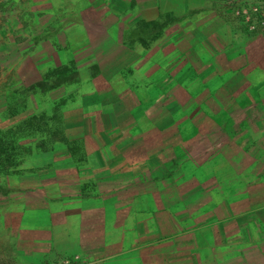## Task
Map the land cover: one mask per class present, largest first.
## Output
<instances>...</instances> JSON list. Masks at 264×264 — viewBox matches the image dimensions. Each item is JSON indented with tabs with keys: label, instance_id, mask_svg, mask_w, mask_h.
Instances as JSON below:
<instances>
[{
	"label": "crops",
	"instance_id": "0c3cea01",
	"mask_svg": "<svg viewBox=\"0 0 264 264\" xmlns=\"http://www.w3.org/2000/svg\"><path fill=\"white\" fill-rule=\"evenodd\" d=\"M179 1L199 9L196 26L205 27L216 7L214 0L101 1L103 21H64V33L35 53L36 73L24 87L77 86L81 94L61 119L34 109L0 127V143L13 156L0 172V264H264V113L248 108L255 126L236 136L225 131L247 138L243 145L218 146L214 131L206 145L188 147L181 138L190 131L171 130L165 113L152 118L154 139L138 141L140 122L151 121L142 102L165 103L171 70L187 89L185 53L167 47L192 33L186 22L162 21ZM156 24L160 38H152ZM193 33L205 48L199 79L222 72L218 57L227 49L215 52L213 36ZM238 74L246 83L247 70ZM203 80L215 88L214 79ZM155 84L157 97L150 94ZM236 90L232 101L217 104L246 107L253 92L252 106L264 105V83L243 84L242 99ZM31 118L47 132L19 131ZM59 127L64 141L53 142Z\"/></svg>",
	"mask_w": 264,
	"mask_h": 264
},
{
	"label": "rangeland",
	"instance_id": "374dc122",
	"mask_svg": "<svg viewBox=\"0 0 264 264\" xmlns=\"http://www.w3.org/2000/svg\"><path fill=\"white\" fill-rule=\"evenodd\" d=\"M101 1L105 0H0V127L7 119L20 114L26 117L29 112L33 113L34 109L48 117L53 114V119L56 116L57 119H61L66 111V103H72L80 98L81 91L76 88L77 86L75 88L61 87L51 91L52 89H48V86L45 88L40 83L37 85L41 89H35L32 86L24 87L23 84L29 82L36 73L37 64L34 63L33 58L35 53L41 47L48 49L53 35L64 33L67 28L64 21H103L105 19L106 9ZM214 1L216 7L209 10L210 14L205 27L195 24L199 18V9L184 8L180 1L175 4L173 11L162 16V21L186 22L185 28L188 33H192L188 38H182L179 43L175 44V40H173L171 46L167 47V49L185 53L189 67L188 73L182 75L181 78L187 79V89H179L180 76L171 70L172 82L170 86L172 85V87L168 93L169 97H165V103L164 101L150 103L152 99L148 101L144 99L142 102L143 112L149 113L148 117L151 118V121L140 122L138 141H145L147 144L154 139L155 133L157 134L159 131V126L158 122L153 123L152 118L165 113L170 119L165 120L163 124L171 123V130L178 131L186 128L187 131H190V133L187 132L185 138H181L188 147L206 145L208 141L214 140L206 135H209V132L214 133V131L217 133L215 140L218 146H229L230 142L243 145V141L248 142L247 138L228 136L225 131L231 130L236 136V132L253 128L255 123L251 120L248 121V108H251L250 115L253 116L264 113V105L262 107L252 106V101L255 98L253 92H251V98L246 101V107L238 104L236 106H220L216 102L220 100L227 104L232 101L233 91L237 88L240 90L235 91V96L236 99L240 98L242 96L241 88L248 82L258 83L260 81V83H264V0ZM211 19L218 22L211 21ZM150 29L154 30L152 38L161 37L162 26L156 24L152 25ZM196 29L203 33L207 31V36L211 35V38L213 36V51L223 53V50L227 49L225 54L218 57L222 72L203 74V79H214L215 88L213 90H211L210 81L199 79L201 76L198 74L200 68H197L199 62L197 57L204 55L205 48L202 49V44L198 43L199 36L193 33ZM210 43L208 44L210 45ZM127 44L131 45V43ZM138 45L140 50H144L148 44L141 40ZM61 46L60 44L59 48ZM154 48L159 47L155 46ZM233 49L238 51L241 58L235 59ZM248 49L250 53L246 56L245 52ZM209 64L210 62L207 65ZM176 70L177 68H175ZM246 70V76L250 79L247 78V82L244 83L245 79L242 74L238 73H245ZM42 75L41 79L44 81L43 78L46 75ZM130 76L136 79V75ZM69 77L75 79L76 75L72 74ZM134 79L131 81H136ZM205 82L206 84H204ZM227 82H229L228 89L225 85ZM155 85L154 88H149L150 94L157 97L162 91L157 90L158 84ZM202 87L204 88L202 89ZM136 94L142 101L143 97L140 94L143 93L140 91ZM165 95H167L166 92ZM55 99L58 101L54 102ZM240 102L242 103L243 100ZM27 104L30 105L27 106L30 110L26 108ZM114 124L112 122V125ZM206 130L209 131L203 133ZM218 132L223 135H218ZM175 145H178V142ZM141 154L139 153L140 156ZM50 264L66 263L56 261ZM67 264L76 263L69 261Z\"/></svg>",
	"mask_w": 264,
	"mask_h": 264
},
{
	"label": "trees",
	"instance_id": "16d2710c",
	"mask_svg": "<svg viewBox=\"0 0 264 264\" xmlns=\"http://www.w3.org/2000/svg\"><path fill=\"white\" fill-rule=\"evenodd\" d=\"M20 128V129H19ZM18 130H27V131H36L38 130L39 132H47V128H46V123L41 122L39 120H37V118H31L29 120H27L26 122H24V125H22L21 127H19ZM62 131L61 128H58V137L54 138V141H64V139L62 138ZM13 162V156L12 154H9V152L2 146V144L0 143V172L6 170L5 167H9L11 166V163Z\"/></svg>",
	"mask_w": 264,
	"mask_h": 264
},
{
	"label": "built area",
	"instance_id": "2783aa9c",
	"mask_svg": "<svg viewBox=\"0 0 264 264\" xmlns=\"http://www.w3.org/2000/svg\"><path fill=\"white\" fill-rule=\"evenodd\" d=\"M65 263L67 264V263H69V261H65Z\"/></svg>",
	"mask_w": 264,
	"mask_h": 264
}]
</instances>
